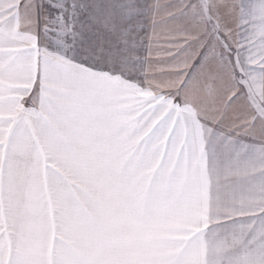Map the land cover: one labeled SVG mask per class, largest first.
<instances>
[{
	"label": "snow or ice",
	"instance_id": "6c2138e0",
	"mask_svg": "<svg viewBox=\"0 0 264 264\" xmlns=\"http://www.w3.org/2000/svg\"><path fill=\"white\" fill-rule=\"evenodd\" d=\"M0 264H264V0H0Z\"/></svg>",
	"mask_w": 264,
	"mask_h": 264
}]
</instances>
